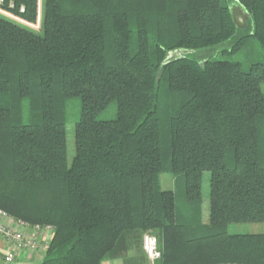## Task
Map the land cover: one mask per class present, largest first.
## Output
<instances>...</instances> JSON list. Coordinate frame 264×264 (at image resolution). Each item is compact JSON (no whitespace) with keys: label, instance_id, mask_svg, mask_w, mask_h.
<instances>
[{"label":"trees","instance_id":"16d2710c","mask_svg":"<svg viewBox=\"0 0 264 264\" xmlns=\"http://www.w3.org/2000/svg\"><path fill=\"white\" fill-rule=\"evenodd\" d=\"M26 5L34 21L37 0ZM245 38L264 49V0H43L39 32L0 16V208L54 228L40 264H142L131 255L150 229L155 264H264V233L228 231L264 222V60L170 57Z\"/></svg>","mask_w":264,"mask_h":264},{"label":"rangeland","instance_id":"374dc122","mask_svg":"<svg viewBox=\"0 0 264 264\" xmlns=\"http://www.w3.org/2000/svg\"><path fill=\"white\" fill-rule=\"evenodd\" d=\"M240 7L243 12L244 9L237 1H231V8H238ZM249 17L247 19V24ZM248 25L244 29H246ZM233 41L222 45L221 47L210 49L207 51H187V50H177L172 53L171 58L179 57L183 55H193L197 54L203 57L211 56V58H220V59H232L242 62L244 67L250 66L255 61H263L264 60V49L263 47L254 39L252 38H245L243 43L240 44L239 47L233 52L228 54H223L222 50L225 48H230L232 46ZM264 88V85H263ZM79 109H80V100L77 98L70 99L67 106V141H68V162L69 164L72 163L73 158L76 152V145H75V122L79 117ZM116 116V108L115 105L110 106L106 111L101 113L98 118L99 119H113ZM161 185L164 189H175L174 185V178L171 174H162L161 175ZM177 190V189H176ZM178 191V190H177ZM179 193L177 192V197L179 198ZM210 195H211V172L205 171L202 177V197H201V218L204 222L209 221V214H210ZM179 201V200H178ZM0 210H3L0 208ZM5 211V210H3ZM6 212V211H5ZM8 214V213H7ZM7 221H12L14 223H18L17 220L10 214L7 217H4ZM15 220V221H14ZM23 222V221H21ZM50 225H41V229L35 230L34 225H30L25 223L23 225L22 230L26 233V235L30 238H48L49 240L52 239L54 236V228H49ZM228 231L230 233L235 234H247V233H264V222H245V223H231L228 225ZM151 233L158 237L159 234L157 230H147L143 233ZM51 242V241H50ZM47 252L44 250H34V251H26L23 252L24 258L30 260V262H36L37 264L39 261H42L45 253ZM137 256L142 264H152L147 256H145L144 252L135 253L133 252L131 256ZM41 263V262H40ZM102 264H125L122 259H105Z\"/></svg>","mask_w":264,"mask_h":264},{"label":"built area","instance_id":"2783aa9c","mask_svg":"<svg viewBox=\"0 0 264 264\" xmlns=\"http://www.w3.org/2000/svg\"><path fill=\"white\" fill-rule=\"evenodd\" d=\"M28 8L26 0H0V16L11 20L21 26L39 32L43 27V0H37V16L34 21L26 17ZM7 212L0 210V244L8 246L2 252V259L5 264H17L18 254L26 251L44 250L49 248L50 240L47 238H30L23 230H16L5 220ZM15 221V220H14ZM21 228L24 222L17 221ZM41 226L36 225L35 230ZM52 226H49L51 228ZM143 251L152 264L161 258L159 239L156 235L145 233L143 235Z\"/></svg>","mask_w":264,"mask_h":264},{"label":"crops","instance_id":"0c3cea01","mask_svg":"<svg viewBox=\"0 0 264 264\" xmlns=\"http://www.w3.org/2000/svg\"><path fill=\"white\" fill-rule=\"evenodd\" d=\"M9 224L16 230L20 231L22 230L21 226H19L18 224L9 221ZM8 249V246H6L5 244H0V264H5L3 259H2V252L6 251ZM30 260L24 258L23 256V252L18 254V259H17V264H35L36 262H30ZM41 261H39L37 264H40Z\"/></svg>","mask_w":264,"mask_h":264},{"label":"water","instance_id":"95a60500","mask_svg":"<svg viewBox=\"0 0 264 264\" xmlns=\"http://www.w3.org/2000/svg\"><path fill=\"white\" fill-rule=\"evenodd\" d=\"M232 15H233V20L237 25V27L244 29L247 25V19L249 16L245 12H243V10L240 7L233 8ZM170 56H172V53H170Z\"/></svg>","mask_w":264,"mask_h":264}]
</instances>
